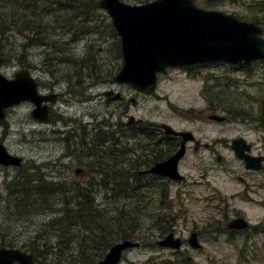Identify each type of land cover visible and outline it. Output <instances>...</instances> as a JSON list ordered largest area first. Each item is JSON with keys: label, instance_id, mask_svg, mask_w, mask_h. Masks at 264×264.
<instances>
[{"label": "rangeland", "instance_id": "obj_1", "mask_svg": "<svg viewBox=\"0 0 264 264\" xmlns=\"http://www.w3.org/2000/svg\"><path fill=\"white\" fill-rule=\"evenodd\" d=\"M121 1L139 5L152 0ZM193 2L201 9L219 11L243 21L255 22L264 30V0ZM44 4L39 2L36 6L30 4L28 8L19 9L16 4L0 0V53L6 60L5 65L0 68L2 75L10 78L25 68L22 64H27L26 68H32L33 75L40 81L42 88L54 86L59 94L68 88L67 79L70 76H84L83 103H75L70 107L64 104L67 100L63 97L56 109L64 112L66 119L69 118L67 113H71L70 118L80 119L86 127V142L110 137L119 139L125 148L127 144H132V137L119 131L116 115L109 116L110 103L106 105V97L102 92L112 91L119 92L122 99L118 102L111 100V104L122 105L120 112L123 107L128 109V115L121 119L124 124L128 122L129 116L134 118L135 123L165 124L176 130H188L202 144L211 145L208 149L200 148L197 152L190 150L178 170L186 179L182 184L166 186L161 181H154L149 187L147 185L152 179L143 177L136 192H128L129 197L126 198L112 197L111 193L105 197V189L93 188L97 190L95 201L100 205L102 213L100 223L110 224L109 220L115 219L118 216L116 210L120 209L127 211L124 214H129L128 219L133 218L137 225L132 239L140 246L128 250L120 264H148L151 261L264 264V164L261 171L246 173L243 164L227 147L232 139L242 137L253 145L252 155L264 156V124L257 122L259 101H263L260 100V83L264 80L261 76L264 75L262 66L256 64L251 70L241 72L227 67L225 63H208L187 74L177 70L161 74L152 93L128 89L113 80L121 67L122 57L117 48L118 36L105 12L95 9L86 16L83 8L85 15L74 18V12L70 8L66 9L64 3L62 7L58 4ZM55 8L60 10L56 11ZM17 17L34 21L29 37L27 31L11 25L7 27L10 23L7 19ZM38 37L44 44L36 41ZM69 55L77 60L73 67L67 63ZM32 110V104L26 102L14 111H9L5 120L9 127H0V141L6 132L4 145L7 150L23 159L21 169L7 171L12 175H19L18 178L25 175L36 179L41 174L45 181H62L69 189L67 194L72 193L75 184L81 183L84 186L90 176H86L81 182L77 181L73 170L56 162L57 157L62 155L64 146L54 141L58 135L52 132V128L33 118ZM228 114L229 119L221 123L209 119L211 115L228 118ZM101 121L110 123L111 126H99ZM67 131L70 130L63 126L60 136ZM218 157L220 161L217 160ZM121 164L118 168L123 172L121 178L128 179L131 187H134L135 179L130 175L133 170H130L128 161ZM238 177H243L245 182H239ZM118 179L120 180V176ZM4 181L5 190L0 194V247L30 254L33 243L53 245L56 233L46 226L54 219L55 213L27 214L23 209L20 210L23 213H17L19 209H13L11 205L14 199L8 200L7 194L9 191L20 190V183H15V188L11 177L0 173V190L4 189ZM162 187L166 191L163 195ZM249 190L251 191L248 192ZM118 193L117 186V191L113 194ZM227 209L232 210L233 214L244 216L253 226L260 225L262 232L249 234V238L229 241L223 232L225 211L232 215ZM122 222L124 230L131 225L124 218ZM163 223L171 225L176 237L185 240L180 251L174 252L156 246V242L170 232L158 230ZM98 225L102 228L101 224ZM216 228L219 229L217 232ZM97 231L99 234L102 232L100 228ZM81 232L88 236L84 230ZM194 232L201 245L199 249H192L187 244L190 234ZM80 238L81 236L72 238L68 245L63 246L60 257L50 254L35 264H83L75 260L81 253L94 258L97 263L109 250L96 252L95 248L89 247L93 244L87 240L85 244L88 247L79 245Z\"/></svg>", "mask_w": 264, "mask_h": 264}, {"label": "water", "instance_id": "obj_2", "mask_svg": "<svg viewBox=\"0 0 264 264\" xmlns=\"http://www.w3.org/2000/svg\"><path fill=\"white\" fill-rule=\"evenodd\" d=\"M96 6L108 15L120 40L123 62L114 78L115 82L140 92L154 91L157 76L169 68L216 62L240 66L264 60L261 27L231 14L198 8L192 0H153L141 5H130L121 0H98ZM2 62L0 59V65ZM44 100L37 93V85L27 69L20 70L13 80H7L0 73V120L4 118L6 109L20 102L36 105L33 116L45 119L46 113L39 107ZM262 113L264 117V103ZM209 119L224 121L223 117L217 115H212ZM129 122H134V118L130 117ZM161 128L167 134L182 137V147L166 161L139 174L182 180L178 162L184 152L185 138L190 134L178 133L165 124ZM244 144L242 139L232 142L237 157L245 160L246 167L260 169L262 157L252 158L241 154L242 148L237 149L236 146ZM246 150H249L248 146ZM21 163V158L8 155L0 147V164L20 166ZM81 172L83 171L77 170L76 174ZM247 226L248 223L243 219H236L228 225L230 229L240 230ZM156 244L178 251L182 240L169 233ZM188 245L193 249L200 248L196 233L190 235ZM139 246L138 242L121 240L112 245L104 258L96 264H120L124 252ZM0 264H34V260L32 255L20 250L0 248Z\"/></svg>", "mask_w": 264, "mask_h": 264}, {"label": "flooded vegetation", "instance_id": "obj_3", "mask_svg": "<svg viewBox=\"0 0 264 264\" xmlns=\"http://www.w3.org/2000/svg\"><path fill=\"white\" fill-rule=\"evenodd\" d=\"M97 1L98 0H94L95 8L93 10L98 9L96 6ZM63 3L65 4L64 7L66 9H69V8L72 9V11L75 14L74 18H75V16L78 18H82L85 15L83 8L86 9L87 0H63V1H61V0H50V3H48V6H50V4L52 6L58 4V5H60V7H62ZM144 4H146V3H144ZM54 10L59 11L60 9L55 8ZM101 11H103V10H101ZM253 23H255V22H253ZM255 24L258 25L257 23H255ZM263 37H264V30H263ZM118 41H120V40H118ZM120 53H121V49H120ZM68 57H70V59L67 60V63L72 65V67H73V64L77 63V60L75 58H71L70 55ZM121 57H122V55H121ZM0 59L3 60L2 64L0 65V68H1L6 63V60L4 59V57L1 53H0ZM256 64L261 65L262 68L264 69V60H259V61H255V62H252V63L247 64V65H240V66H231V65H227V64H225V65H227V67H229V68L236 69L238 71L240 70L241 72H246V71L251 70L253 68V66H255ZM203 65H206V64L190 65V66H187L184 68H169L161 74H164V73L171 71V70L182 71L185 74H187V73H190L192 71V69L195 70V69L202 68ZM21 66H24L25 68H23V69H27L30 72L32 78L34 79V81L37 85V93L39 94L40 97L45 99L41 104H39V107H41V110L45 111V113H46L45 119H37L33 116V111L36 109V105H34L33 103H31L33 106V110L31 112V115L33 116L34 119L40 121L41 123L47 124L46 126L49 128H52V132L55 135H58L57 139H55L54 141L58 142V144H62L64 146V150H63L62 155L57 157L56 162L63 164L62 167H64V168H69L71 171L73 170V174L77 177L76 178L77 181L81 182V180L85 179L86 176H90L89 173H90V168L92 165L91 162H92L93 158H97V159L103 158L104 162H101V163H104L106 165V167L104 165L103 169L100 170V172H99L100 175L96 174L97 176H94V179L97 180V182H98V184L96 183V188L102 187L103 189H105V192L103 194L111 193V195H113L114 192L116 193L117 186H118V178H119L117 165H118V163H122L123 161H128V165H130L129 166L130 170H133V173H130L131 176L134 177L135 176L134 174H136L139 177H141V179H143V177H146L148 179H152V180H150V183L147 185L149 187H151L154 184V181H161L166 186H171L172 184H176V183L182 184L183 182L186 181L184 176H183L182 180L175 181V180H171L169 178L159 176V175H153V174L140 175L139 174L142 171H148V170L152 169L155 165L162 163L163 161H166L168 158H170L171 156L176 154L182 147L183 138L180 136H174L172 134H167L166 131L161 128V125H154V124L145 125V124H143V122H140V123L139 122H136V123L132 122V123H130L129 121H130L131 116L128 117V122L126 124H124L121 119L124 115H128L127 107H123L122 112H120V107H122V105L121 106L116 105V104L113 105L110 102L111 100L118 102L122 99V95L119 92L114 93L112 91H108V92L105 91V92H102V95L106 97V102H107L106 105H108L110 103L111 112H109V116L112 117V116L116 115L117 120L119 121V123L117 124V126L119 127V131L126 134L127 137H132V139H133L132 144H127V147L125 148L124 145H121V141L119 139H114V138H110V137L105 138V139L100 138L99 140L86 142V140H85V138L87 136V134L85 132L86 127H85V125H83L81 123L80 119H77V118L72 117V116L70 118L71 113H67L69 118L66 119L64 117L65 113L64 112L61 113V112L57 111V109H56V108H58L59 104L61 103L63 97H65L67 100V101H64V104L67 106H70V107H72L75 103H83L84 99L82 98V96L85 92L84 91L85 88L83 87L84 76L79 75V74H77L78 76L77 75L70 76L67 79L68 88L65 89L64 93L59 94L54 89L55 88L54 86L42 88L40 81L38 79H36V77L33 75L32 68L31 67L26 68L28 66L27 64H22ZM121 66H122V64H121ZM120 69H121V67L118 69L117 73L119 72ZM20 70H22V69H20ZM19 71H17L10 78H8L7 76H4V75L3 76L7 80H13ZM117 73H116V75H117ZM161 74H159L157 76V81H158V78ZM115 76L113 77V80H114ZM261 76L264 78V75H261ZM114 82H115V80H114ZM56 83H58V82H56ZM118 85L134 90L133 88H131L127 85H123V84H118ZM260 86L262 87L260 100H263V101H262V103L259 101V110L257 111L259 118H257V122H259V123L262 122L264 124V117H263V113H262L263 103H264V80L261 81ZM150 93H152V92H150ZM132 102H134V99L132 100ZM25 103L26 102H20L18 104L13 105L12 107L6 109L4 111V118L2 120H0V127L8 128L9 123H6L5 120H6V117H8L7 115L10 114L9 111H14L16 108L22 106ZM40 115H42V114H40ZM229 115L230 114H228V118L224 117L225 121L227 119H229V117H230ZM249 118L251 120V116ZM242 120H244L245 122L247 121L245 118H242ZM103 125H107V128H109L111 126L110 123L109 124H107V122L102 123V121H101L99 126H103ZM63 126L66 127L67 129H69L70 131H67V133H64L63 136L61 137L60 135H62V134L59 132H60V129L63 128ZM173 130L178 132V133L186 132V133L190 134V135L186 136V138H185L186 142L184 144V152H183V155L178 162V170H179L181 163L186 159V157L190 153L191 149L193 151L197 152V151H199L200 148L208 149L209 147H211V145L202 144L196 138V136L188 130H185V129L184 130L173 129ZM124 131H126V132H124ZM6 134L7 133L4 132V135L1 138L0 147H2L8 155L13 156V157H17V158H21V157H18L17 155L10 153L7 150L6 146L4 145V141L6 140ZM141 138H144V139H141ZM238 139H242L245 142V144L242 146H236L237 149L242 148L241 154H244V155L252 157V158H261V157L263 158V161L260 163V165H261L260 169H255L254 167L253 168L252 167H246L245 160L239 159L237 157L236 151L233 149L232 142L235 140H238ZM228 146H229V149L233 152L235 158L243 164V167H244L246 173L259 172L262 170L263 164H264V156L252 155L251 152L253 149V145L251 143H248L244 138H242V137L234 138L230 141V145L227 144V147ZM247 146L249 147V150H246ZM218 159H220V157H218L217 160ZM109 162H112L115 164V165L111 166V169H112L111 172H109V170H108ZM22 165H23V159H22V163L20 166H14V165L5 166V165L0 164V173H2L4 176L7 175L8 177H11V183H21L20 181H18L19 175H17V174L12 175V174L8 173L7 169H19V168L21 169ZM3 169H6V170H3ZM77 170H82L83 172H81L79 175H77L76 174ZM102 177L105 178V182L104 181L101 182ZM238 180L241 183L245 182V179L243 177H238ZM49 181H52V180H49ZM2 185L4 186V189L0 190V194H2L3 190H5V181H4V183H2ZM75 185H77V184H75ZM96 188L94 189L95 194L97 192ZM73 189H72V192H73ZM250 191L251 190H249L248 192H250ZM64 192H69V189L64 190ZM228 207H229V205H227V208ZM227 211L232 213V210L227 209ZM223 217H224V221H225L223 232L226 234L229 241H233L234 239L243 238V237L249 238V236H248L249 234H260L262 232L260 225H258V227H256V225L255 226L251 225L244 216H241L239 214H236V213L233 214L232 213V215H228V213H226V211H225ZM236 219H243L244 221H246V223H248V226L245 229H241V230L240 229H233V228L230 229L228 227L229 223H232ZM173 230H174L173 227H170L168 229V231H170L169 233H173L175 235V232ZM218 230L219 229L216 228V232ZM196 235H197V233H196ZM197 240H198V237H197ZM184 241L185 240H182L183 244H184ZM187 244H188V240H187ZM156 246H158V245L156 244ZM126 252H124L123 255ZM174 252H178V251H174Z\"/></svg>", "mask_w": 264, "mask_h": 264}, {"label": "trees", "instance_id": "obj_4", "mask_svg": "<svg viewBox=\"0 0 264 264\" xmlns=\"http://www.w3.org/2000/svg\"><path fill=\"white\" fill-rule=\"evenodd\" d=\"M50 3V0H6L9 4H16L19 9L28 8L30 4L37 5L39 2ZM63 1V0H61ZM147 1V0H146ZM145 1V2H146ZM20 4L22 8L18 5ZM70 4V3H69ZM46 4H44L45 6ZM51 5V4H50ZM38 8V6H37ZM37 8L35 10H37ZM45 8V7H44ZM95 8L94 0H87L86 13H90ZM46 12V9H43ZM27 18V16H26ZM35 18V17H33ZM10 23L7 27L13 26L22 31H27L28 37L33 31L32 22L26 19H19L18 17L15 19L8 18ZM4 21H2V24ZM41 25V24H40ZM40 27V26H39ZM41 34H45L41 32ZM117 37V36H116ZM41 38H37V42L40 44H44ZM118 41V38H117ZM117 48L120 52V43L117 42ZM103 158L92 159V165L90 168V180L84 186L81 183H78L73 189L72 193L67 194L64 190L67 189L66 183L60 182H52L45 181L43 175L38 174L39 177L36 179H32L30 176H21L18 181H20V190L10 192L7 194V199H14L12 202L13 209H19L17 213H23L20 211L24 210L27 214L31 213H50L54 214V219L48 222V226L52 231L56 234V242L53 245H39L33 243L30 254L34 256L35 261H39V259H46L48 255L54 254L58 257L62 254L63 246H66L70 243V241L75 238L81 236V240L79 245H84V247H88L85 244V241H89L91 244L89 247L95 248L96 252L105 251L109 249L112 245L119 242V240H133L135 228L137 225L134 223V219H128L129 214L125 215L124 213L127 211L117 209L116 213L118 216L115 219L109 220L108 225L104 223H100L102 213L100 210V205L96 203L94 187H96L97 180L94 179V176L100 175V170L104 167ZM108 170L111 172V166L115 165L112 162H109ZM118 168L122 166L121 163H118ZM106 167V165H105ZM120 180L118 179V187L119 193L111 195L112 197H129L128 192H136V187L141 183V177L138 175L134 176V187H131L132 184L129 183L128 179H122V171L118 170ZM97 174V175H96ZM42 178H41V177ZM105 182V178L102 177L101 182ZM13 186L16 188L17 185L15 183ZM100 185V184H99ZM165 188H161L162 195L164 194ZM166 192V191H165ZM122 193V194H120ZM122 195V196H120ZM59 196V197H58ZM105 197L107 194L104 195ZM129 199V198H127ZM55 205L61 206L60 208L54 207ZM20 211V212H19ZM123 218L126 223L130 222L131 225L122 229ZM159 218V217H158ZM162 221V220H161ZM101 224L102 228L98 225ZM168 224V223H166ZM163 223L158 230L161 232L168 231L171 225H166ZM116 226V228H114ZM101 229L102 232L99 234L97 231ZM80 230V232H77ZM84 230L85 234L88 233V236H85L81 231ZM38 239L40 238L37 237ZM55 248V251L52 250ZM79 263L83 264H94L96 260L94 258H90L86 254H79V257L75 259ZM148 264H189L188 262L177 261L176 263H170L169 261H151Z\"/></svg>", "mask_w": 264, "mask_h": 264}]
</instances>
